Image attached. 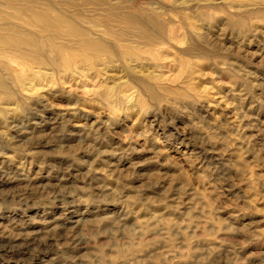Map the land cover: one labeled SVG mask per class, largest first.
Returning a JSON list of instances; mask_svg holds the SVG:
<instances>
[{
	"label": "rangeland",
	"instance_id": "obj_1",
	"mask_svg": "<svg viewBox=\"0 0 264 264\" xmlns=\"http://www.w3.org/2000/svg\"><path fill=\"white\" fill-rule=\"evenodd\" d=\"M0 264H264V0H0Z\"/></svg>",
	"mask_w": 264,
	"mask_h": 264
}]
</instances>
